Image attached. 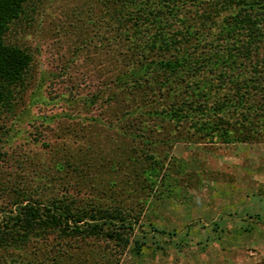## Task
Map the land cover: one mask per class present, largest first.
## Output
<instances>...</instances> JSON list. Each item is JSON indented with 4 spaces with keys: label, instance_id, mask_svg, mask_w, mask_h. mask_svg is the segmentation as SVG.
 <instances>
[{
    "label": "rangeland",
    "instance_id": "rangeland-1",
    "mask_svg": "<svg viewBox=\"0 0 264 264\" xmlns=\"http://www.w3.org/2000/svg\"><path fill=\"white\" fill-rule=\"evenodd\" d=\"M253 2L264 4L24 2L4 33L27 62L0 101V221L55 204L131 230L125 244L36 227L0 264L264 257V8Z\"/></svg>",
    "mask_w": 264,
    "mask_h": 264
},
{
    "label": "trees",
    "instance_id": "trees-1",
    "mask_svg": "<svg viewBox=\"0 0 264 264\" xmlns=\"http://www.w3.org/2000/svg\"><path fill=\"white\" fill-rule=\"evenodd\" d=\"M26 0H0V101L3 102L5 86L16 83L27 62V57L15 47L9 46L4 41V33L9 25L19 16ZM250 7L264 8V4L249 3ZM165 70H173L177 65L170 62L163 63ZM1 150V148H0ZM1 154V151H0ZM1 158V156H0ZM96 214V213H95ZM89 213L85 215H74L66 206L53 205L38 208L33 205H23L16 213L0 221V249L4 247H21L28 243L35 232L36 227L45 229L47 227L58 229L70 236H95L104 234L109 239L123 241L125 244L128 236L122 235V229L131 230L130 225L116 228L112 223L104 228L105 223H97L96 220L106 218L105 216ZM88 218L91 221H87ZM82 222V223H81ZM116 228V229H114ZM106 230V231H105ZM127 232V231H126Z\"/></svg>",
    "mask_w": 264,
    "mask_h": 264
},
{
    "label": "built area",
    "instance_id": "built-area-1",
    "mask_svg": "<svg viewBox=\"0 0 264 264\" xmlns=\"http://www.w3.org/2000/svg\"><path fill=\"white\" fill-rule=\"evenodd\" d=\"M247 258L249 259L248 260L249 263H245V264H264V257L263 258H258L256 253L253 252V251H248L247 252Z\"/></svg>",
    "mask_w": 264,
    "mask_h": 264
}]
</instances>
